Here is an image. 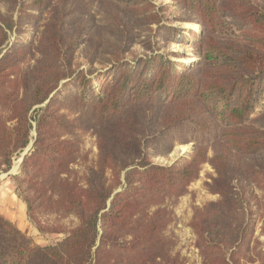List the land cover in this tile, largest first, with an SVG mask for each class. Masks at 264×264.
<instances>
[{
	"label": "trees",
	"instance_id": "1",
	"mask_svg": "<svg viewBox=\"0 0 264 264\" xmlns=\"http://www.w3.org/2000/svg\"><path fill=\"white\" fill-rule=\"evenodd\" d=\"M176 1L193 12L189 21L202 29L193 33L198 59L189 66L158 54L117 60L97 73L73 70L77 47L84 43L69 39L76 25V0L22 1L16 19H3L0 171H9L13 157L29 146L31 112L47 102L37 117L33 148L15 179L27 215L39 209L73 213L79 224L63 241L41 246L0 215V264H182L164 236L171 212L161 205L166 197L185 192L206 162L217 172L211 190L222 197L220 209L235 210L232 182L245 175L242 161L264 152V114L261 129L245 126L255 121L254 108L264 95V8L250 0ZM138 7L139 17L144 18L141 12L153 14L149 0ZM230 20L237 21L240 34ZM149 23L161 24L156 13ZM26 24H31V39L9 42L5 28L20 34ZM36 38L34 54L40 58L35 68L17 70ZM208 115L229 127L222 135V152L209 159L205 143L199 142L171 165L152 161V147H170L187 125L203 138L212 136ZM93 128L99 159L82 188L70 180L77 147L65 135ZM248 170L250 177L259 174L256 168ZM236 220L221 214L214 220L219 223L193 221L202 264H239L250 232L246 223L237 227Z\"/></svg>",
	"mask_w": 264,
	"mask_h": 264
},
{
	"label": "rangeland",
	"instance_id": "2",
	"mask_svg": "<svg viewBox=\"0 0 264 264\" xmlns=\"http://www.w3.org/2000/svg\"><path fill=\"white\" fill-rule=\"evenodd\" d=\"M22 1L28 0H0V25L4 26L3 19L6 21L16 19ZM140 1L76 0L74 4L77 9L76 25L72 28L69 39L72 41L77 38L84 39V43L77 47L73 70L97 73L117 60L133 61L137 58L144 60L148 56L158 54L168 55L172 61L178 64L189 66L197 62L193 33H200L202 29L198 23L189 21L193 12L176 0H149L154 5L153 14L148 15L141 12L144 17L142 18L135 14L138 13ZM250 2L259 8H264V0H250ZM155 13L160 18L161 24L149 23ZM47 19L48 16L43 15L42 21L46 22ZM230 21L234 25L235 32L240 34V31H237V21ZM40 23L39 25H41ZM171 27L177 29L178 32L174 34L170 32ZM30 28L31 24H26L18 34L16 29L11 31L6 27L5 30L10 37L9 42L12 43L20 37L28 42L31 39ZM37 39L34 40V45H28V52L31 55L29 54L27 59L17 64V70L32 72L35 68L40 58L37 52L34 54V46L38 43ZM5 52L6 50L0 49V58ZM65 82L61 83L60 88ZM213 101L219 106L224 104L210 100L211 103ZM46 104L47 102L37 105L31 112L32 131L29 146L13 157L12 168L9 171H0V185L6 182L11 183L14 191L23 201L24 195L20 192L15 176L21 173L24 157L33 148L37 136V117ZM263 114L264 95L254 108L251 120L255 121L246 123L245 126L261 129L259 120ZM73 115L75 114L69 116L74 117ZM208 117L212 124V136L203 138L201 133L194 129L195 126L187 125L183 132L175 134L170 147H161L158 149L160 151H156L152 147V161L171 165L185 154L190 153L195 146L200 144L199 142L205 143L209 159L213 158L216 153L222 152L224 142L222 135L229 127L218 118L210 115ZM257 119L258 123H256ZM65 138L73 140L77 147L76 161L71 167L70 180L85 188L87 177L92 170L97 168L98 164V133L95 128L87 131L78 129L72 134H66ZM242 164L245 175L232 182L234 194L238 199V204L234 206L235 210L220 209L223 204L222 197L211 190L214 180L217 178V172L210 162L201 166L198 178L190 183L185 192L178 197L168 196L165 198L161 207L171 212V221L164 236L173 243L171 253L173 256L179 257L182 264L203 263L199 247L200 239L192 226L193 221L207 219L210 223H219L214 220L221 214H224L225 218L227 216L232 218L233 221L237 219L235 222L237 227L239 224L241 226L246 223L249 229V242L245 245L246 249L240 252L239 264H264V152L256 157L244 159ZM248 168L251 171L256 168L259 172L258 176L250 177ZM112 175L113 173L108 171L111 183ZM25 187L27 185L22 186V190H25ZM27 218L30 228L28 227V230L23 233L33 241V244L41 246H51L63 241L69 231L79 224L77 216L73 213L65 216L44 212L40 209L35 210L32 215L29 213ZM240 243L243 244L244 240L242 239Z\"/></svg>",
	"mask_w": 264,
	"mask_h": 264
},
{
	"label": "crops",
	"instance_id": "3",
	"mask_svg": "<svg viewBox=\"0 0 264 264\" xmlns=\"http://www.w3.org/2000/svg\"><path fill=\"white\" fill-rule=\"evenodd\" d=\"M0 215L22 232L27 231L30 226L26 204L9 182L0 185Z\"/></svg>",
	"mask_w": 264,
	"mask_h": 264
},
{
	"label": "bare ground",
	"instance_id": "4",
	"mask_svg": "<svg viewBox=\"0 0 264 264\" xmlns=\"http://www.w3.org/2000/svg\"><path fill=\"white\" fill-rule=\"evenodd\" d=\"M196 29H198V28H196ZM184 150H186V148H183Z\"/></svg>",
	"mask_w": 264,
	"mask_h": 264
}]
</instances>
